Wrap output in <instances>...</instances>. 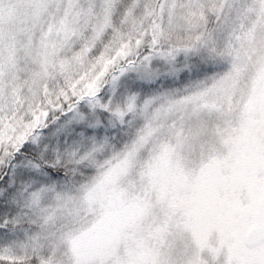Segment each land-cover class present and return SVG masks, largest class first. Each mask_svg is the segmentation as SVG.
<instances>
[{
    "label": "snow or ice",
    "instance_id": "6c2138e0",
    "mask_svg": "<svg viewBox=\"0 0 264 264\" xmlns=\"http://www.w3.org/2000/svg\"><path fill=\"white\" fill-rule=\"evenodd\" d=\"M0 264H264V0H0Z\"/></svg>",
    "mask_w": 264,
    "mask_h": 264
}]
</instances>
